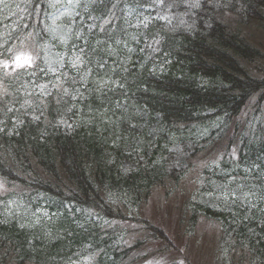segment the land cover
<instances>
[{"label": "trees", "instance_id": "1", "mask_svg": "<svg viewBox=\"0 0 264 264\" xmlns=\"http://www.w3.org/2000/svg\"><path fill=\"white\" fill-rule=\"evenodd\" d=\"M237 2L239 4L241 3L239 0ZM244 3L245 7L241 10L242 12L253 13L260 17L258 11L256 10V4H263V1L245 0ZM121 4L122 3H118L117 0H100L95 4V8L90 7L88 9V13L90 14L93 12L100 14V10H102V12L106 10L108 15H110L111 7L121 6ZM151 7L153 8V12L158 10V8L154 6ZM185 13L189 19L196 16L194 11L191 9H188ZM102 16L105 19L106 13H102ZM200 16L202 17L201 13ZM201 17L197 18L196 21H190L189 27L184 30L196 33L189 37L183 35L181 38L182 43L176 44L172 42L173 45L175 44L174 47H177L178 45L182 47V57L177 56L175 48L168 52L173 59L177 58V60L183 62V66L186 70L181 69L179 73L183 74L188 71L190 74L177 77L176 79H174L173 76L168 75L167 77L161 78V80L164 82V86L170 88L168 96L181 101L179 110L173 113L178 121L192 120V116L196 111H203L207 108L217 110V114L225 112L227 114V119L231 120L230 116H234L238 113L234 107H238V105L250 94V88L246 84H257L252 78L246 76L239 61L243 59L246 60V62H253L257 59L258 54L255 53L256 51L251 50L249 47L240 42L232 33H228L229 35H225L224 38L219 37V40L214 39L216 32L221 30L219 27L220 25L213 24L212 27L208 29L205 26L207 21L205 20L204 22H201ZM117 23L120 24L121 21H118ZM156 24L157 21H153L151 23L153 27H148V34L156 33ZM160 26H158V30ZM184 31L177 30L175 38ZM213 39L217 42V44L221 45L222 49H214V51L211 50L206 55L205 52L209 47L208 43ZM226 49L231 50L232 58L225 53ZM201 70H205L206 74L213 81L220 82L222 85L232 84L235 88L241 89L242 93L236 94L228 92L219 94L214 93L215 95H213L211 93L204 92V90L199 88L194 81V78L197 77L196 74L198 71L202 72ZM191 78L193 79L191 80ZM133 90L137 92V87L135 85ZM44 143L48 144L49 148H51L49 144H52V147L56 151L50 152L49 150H46L43 153L42 158L44 160V166L47 170H52L54 168L53 163L55 162L65 160L69 163L68 168H70L71 175L70 185L68 188H65L67 196L64 197L57 193V197L61 196L60 199L63 198L66 202L72 201L80 203V205H83L86 208L92 207L98 210L101 214L106 215L107 217L105 218H110V214L111 217L115 216V211H113L109 205L104 203V198L114 200V198L122 197V194L126 191V188L122 183L124 179H120V182H117L119 179L115 171L110 167H107V165L101 166L99 161L101 154L96 151V146L94 141L91 140L89 130L84 133L76 132L64 137H62L61 133L58 131V134L52 138L45 137ZM98 146L100 148L101 143H99ZM250 146H254L252 141L248 147L252 150ZM72 158L73 161H71ZM164 176H166L165 173L155 166L150 172L144 173L139 181L142 187L148 188L153 185L154 182L155 184L161 182ZM125 180L128 182V179ZM133 188L140 189V186L134 185ZM128 190L130 192H134L131 189ZM136 194L137 193H135V195ZM74 196L75 198L72 199ZM100 206L103 208H100ZM118 218L122 219L121 216ZM224 220L226 223L221 220L224 229H226V227L230 230L231 228H234L235 234L233 238L236 241L243 245H251L252 242H256L257 238L255 237V232L253 237L251 235L249 237L246 234L245 229L242 228L241 230H237L233 225V222L230 223L227 222V219ZM189 222V225L192 228L195 225V219L191 218L188 220V223ZM87 232L90 234L95 233L94 230H88ZM50 233L51 237L49 236ZM10 234H14L21 243H24V237L22 234H12V231H6L0 227V238L9 239L8 236H10ZM160 234H163V232L160 230L155 231V236L159 235L161 237ZM100 237L103 238V240H101ZM38 239H40V247L38 248L40 253L36 252L33 253L32 257L29 256L28 262H30V264H56L60 257H55L53 259L49 256L52 250H54V245H57L62 241H66L68 243L66 249H68L75 245L82 244L83 240H86V236L84 235V231L78 229L71 221H60L54 229L51 228L49 230L48 234H38ZM54 241L58 242L54 244ZM88 242L92 243L93 246H95V249L100 252L99 259L101 262H98L97 264H121L116 256H114L113 259L107 263L113 252L118 250V247H116L117 241L111 236L110 232L106 235H98L95 233L93 241L88 239ZM123 259L125 261L127 260L125 256L122 260Z\"/></svg>", "mask_w": 264, "mask_h": 264}, {"label": "rangeland", "instance_id": "2", "mask_svg": "<svg viewBox=\"0 0 264 264\" xmlns=\"http://www.w3.org/2000/svg\"><path fill=\"white\" fill-rule=\"evenodd\" d=\"M14 1L16 0H9V3H14ZM17 1L18 3L10 7L9 10L14 8L16 10L14 14L20 15L23 6L19 4L23 0ZM59 4L62 7L61 9L64 10L72 7L69 0H60ZM222 18L226 19L227 16L224 15ZM18 19L13 21L12 27L15 26ZM51 29L49 41L46 43V51H44L46 53L44 55L46 65L56 64V55L51 43L63 35V29L55 27ZM249 37L261 44L264 50V38L255 39L251 36ZM35 53V49L30 44L22 43L19 45L16 55H20L22 58L24 56L32 58ZM20 63L23 64L22 62ZM254 104L255 100H251L247 108L249 109ZM193 163V171L185 181L180 182L176 187L173 186L170 180L168 182L165 180L166 184L164 186L156 184V187L148 195L141 207L151 225L155 229L163 231L166 235L165 242L174 245L177 253L169 251L166 243L160 242L162 250L169 251L171 255L177 258L180 256L182 248H184L183 252L186 254L187 259L190 260L189 262L186 259L183 260L186 264H230L231 260V264H252L248 251L233 239L234 233H232L231 237L223 235L224 230L221 228V222L213 218L209 210L212 207L215 210L230 211L236 197L238 199L237 195L232 194L233 191L237 188H247L243 183L238 184L239 172L228 171L226 173V169L217 164L216 172L205 174L196 160H193ZM128 164L125 163L124 165L127 166ZM224 187L230 188V193L226 191L229 195L216 193L217 190ZM21 188L18 183H9L0 178V199L10 194L24 193V188ZM192 192L200 193L197 199L199 206L208 209V216H202L201 210H199V215L193 214L191 213L194 210L193 207L185 206L186 198ZM191 214L195 216L197 224L192 234L186 238L187 220L192 218ZM197 216L199 217L197 218ZM205 229H208L210 233L214 231L213 235L205 233ZM147 235L151 238L149 234ZM153 245L150 246L156 248L155 243ZM166 253L168 254V252ZM8 261H11V259L4 260L2 264H8Z\"/></svg>", "mask_w": 264, "mask_h": 264}, {"label": "snow or ice", "instance_id": "3", "mask_svg": "<svg viewBox=\"0 0 264 264\" xmlns=\"http://www.w3.org/2000/svg\"><path fill=\"white\" fill-rule=\"evenodd\" d=\"M5 0H0V3H4ZM69 3L71 4L72 3V0H69ZM23 59V64L20 63V61ZM16 61H17V67H22L24 65H27V66H31V57H28V56H24L23 58L21 56H17L16 57ZM80 63L82 64L83 63V60H81L80 56L77 55L75 57V59L73 60V66L76 67L77 64ZM65 91H67L65 89Z\"/></svg>", "mask_w": 264, "mask_h": 264}]
</instances>
